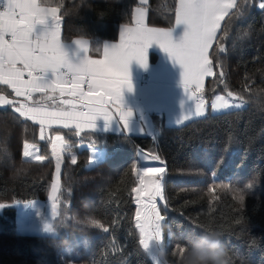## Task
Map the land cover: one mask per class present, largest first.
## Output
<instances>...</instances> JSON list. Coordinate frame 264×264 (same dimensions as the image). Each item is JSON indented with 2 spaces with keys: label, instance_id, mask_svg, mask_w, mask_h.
Instances as JSON below:
<instances>
[{
  "label": "trees",
  "instance_id": "1",
  "mask_svg": "<svg viewBox=\"0 0 264 264\" xmlns=\"http://www.w3.org/2000/svg\"><path fill=\"white\" fill-rule=\"evenodd\" d=\"M257 1L242 16L221 22L225 51L215 55L213 44L216 74L202 90L208 105L216 94L231 92L245 101L243 107L174 127L153 115L156 136L52 130L66 144L56 236L22 232L15 207L47 199L56 164L53 138L41 139L39 125L0 106V203L9 204L0 211V264H189L196 253L209 255L211 264H264V10ZM49 3L63 5L64 40L84 37L100 45L117 39L138 0ZM176 3L149 0L147 25L171 28ZM27 144L39 146L43 159L25 158ZM94 148L104 157L88 167ZM138 151L158 155L155 166L165 169L160 263L139 243L134 219L135 169L147 166L138 164ZM210 241H220L213 245L220 250L208 252Z\"/></svg>",
  "mask_w": 264,
  "mask_h": 264
},
{
  "label": "snow or ice",
  "instance_id": "2",
  "mask_svg": "<svg viewBox=\"0 0 264 264\" xmlns=\"http://www.w3.org/2000/svg\"><path fill=\"white\" fill-rule=\"evenodd\" d=\"M148 0H140V5ZM253 0H177L174 9L175 25H186L183 38L173 39L174 28H153L145 23L147 9L134 8L129 22L122 25L119 43L105 42L97 52L102 59L89 54H77L69 58L61 40L62 4L53 5L49 0H0V86L10 89L15 98L10 99L5 89H0V105L10 106L25 119L40 125L41 139L46 128L53 125L63 128L94 129L98 117H104L110 126L113 116L122 129H128L132 112L121 107L122 90L134 91L129 74L130 61H137L148 68V49L158 44L175 62L183 67V86L186 93L197 100L195 114L202 115L205 102L197 91L202 92L204 78L214 76L213 60L209 52L217 44V52L225 47L219 41L223 35L221 22L225 17H240L245 6ZM258 8L264 10V0ZM80 51H87L82 41ZM218 62V61H217ZM223 75V73H221ZM194 85L192 89L190 86ZM69 97L65 99L64 97ZM232 93H228L231 97ZM51 101V104L48 103ZM213 109L230 107L225 96H216ZM114 114L110 115V110ZM184 116L183 119H187ZM123 121V124L120 121ZM181 121L178 119L177 123ZM127 126V128L125 127ZM144 129H141V133ZM79 132H77V135ZM56 158L57 181L52 185V199H57L61 153L66 150L64 138L56 135L51 142ZM32 152L25 146L24 156ZM43 159V157H37ZM145 161H159L158 155L144 157ZM71 163H77L73 157ZM163 167L145 166L137 173L140 187L133 188L136 203L143 211L136 212V227L140 232L139 243L147 247V240L158 235L159 222L163 219L157 207V198L163 199ZM147 178V179H145ZM241 203L242 195L237 197ZM143 201V203H141ZM0 204V207H4ZM99 224V221H92Z\"/></svg>",
  "mask_w": 264,
  "mask_h": 264
},
{
  "label": "crops",
  "instance_id": "3",
  "mask_svg": "<svg viewBox=\"0 0 264 264\" xmlns=\"http://www.w3.org/2000/svg\"><path fill=\"white\" fill-rule=\"evenodd\" d=\"M149 1V0H148ZM148 4V2H147ZM147 4L140 5V0H138L137 6H142L147 9ZM135 6V7H137ZM134 7V8H135ZM134 10V9H133ZM133 12V11H132ZM60 14V13H59ZM147 20V13L145 17V23ZM147 25V23H146ZM148 27H151L147 25ZM122 27V26H121ZM119 28V32L120 29ZM156 28V27H153ZM174 28L173 39L179 42L187 30L186 25H174L171 27ZM169 29V28H164ZM119 32L118 37L115 40H104L100 45H91L89 38L79 37L72 40H64L63 37V21L61 22V40L64 45V50L68 54L69 58H74L77 54L84 56L89 54L93 59H102V55L97 51L102 50V45L105 42L109 43H119ZM82 41L87 44V51H80L81 45H78L77 42ZM148 68L145 69L137 61L133 60L129 63V74L134 85V91H128L127 88L122 90L121 95V107L126 111L132 112L131 122L128 129H122L119 122L116 121L119 114H114V109L110 110V115L114 114L113 122L110 126L107 125V121L104 117H98L96 120V127L94 129L84 128L82 131L76 129L75 127L63 128L61 126L53 125L51 128H46L45 138H53L56 135L62 134L57 133L53 134V129H70L76 130L78 132H92V133H125L129 135L136 136H156L158 133V128L156 122L153 120V115L164 123L166 126L179 125L177 120L179 119L184 123L189 121V119L197 118L198 115L195 114L197 100H190V103L187 102V97L190 94L186 93L183 86V67L175 63L168 53H166L158 44H153L148 49ZM145 73L148 76V79L145 83L141 82V74ZM207 77L204 78V82ZM203 82V85H204ZM192 89L195 88L194 85L190 86ZM10 90V89H9ZM10 99H19L15 98L14 94L7 93ZM68 99L69 97H64ZM51 104V101H48ZM5 107V105H0ZM184 116H187V119H183ZM31 121V120H30ZM33 122V121H32ZM35 123V122H34ZM123 124V121H120ZM37 124V123H36ZM39 125V124H37ZM40 127V125H39ZM127 128V126L125 125ZM144 129V132L141 133V129ZM41 134V131H40ZM28 150L32 152L31 159L39 160L37 157H40V148L32 144H27ZM62 154V153H61ZM30 159V158H29ZM62 164L61 170L59 173V184L61 183L62 175ZM57 181V173L55 170L53 182ZM22 231V230H21ZM23 232V231H22Z\"/></svg>",
  "mask_w": 264,
  "mask_h": 264
},
{
  "label": "rangeland",
  "instance_id": "4",
  "mask_svg": "<svg viewBox=\"0 0 264 264\" xmlns=\"http://www.w3.org/2000/svg\"><path fill=\"white\" fill-rule=\"evenodd\" d=\"M258 3L260 0L257 1ZM143 74V73H142ZM141 74V75H142ZM196 95L200 96L201 99L205 102V111L202 115H198V117H202L207 113H220V112H225L231 109H236V108H241L243 107L246 103L243 99L237 97L236 95L232 94L231 97H228V94H216L213 99L211 100L210 104L208 105L207 101L203 97L202 92L197 91ZM225 96L230 103V107L225 108V109H213L212 108V103L215 101L216 96ZM187 102L190 103V100H196L195 96L190 95L189 97L186 98ZM197 117V118H198ZM191 120V119H189ZM187 122V121H185ZM184 122V123H185ZM184 123H179V125H174V126H180ZM167 125V124H166ZM172 126V127H174ZM152 156L149 155L143 151H138L137 154V162L139 165H147V166H155L157 162L159 161H145L144 157ZM104 157V152L99 149H91L90 150V158L87 162V166H93L97 162H99L102 158ZM25 158H32L31 156H25ZM56 183V181L53 182V184ZM59 190H60V184H59ZM58 193H56L57 199L54 201L52 197V187L51 190L48 194L47 199L42 200V199H36V200H31V201H26V202H20L15 205L17 206L18 209V227L20 230H22L24 233L27 234H42V235H50V236H56L58 234V231L55 227V219L58 214ZM4 204V207H7L9 204L5 203H0ZM0 207V211L3 210ZM161 207V206H160ZM147 245L150 246L152 250H156L154 247V243L152 244L147 240ZM155 254V252H152ZM154 260V258L152 257Z\"/></svg>",
  "mask_w": 264,
  "mask_h": 264
},
{
  "label": "water",
  "instance_id": "5",
  "mask_svg": "<svg viewBox=\"0 0 264 264\" xmlns=\"http://www.w3.org/2000/svg\"><path fill=\"white\" fill-rule=\"evenodd\" d=\"M157 167H161V166H157ZM142 167H140V168H136L135 169V176H136V178H137V185H136V187H134V188H138V187H140V184H139V177H138V175H137V173L139 172V170L141 169ZM164 168V167H163ZM163 177H165V172H164V174H163ZM145 179H147V178H145ZM163 183H164V178H163V181H162V187H163ZM162 195H163V199H160L159 197L157 198V201H156V203H157V207L159 208V210H160V206H162L163 208L166 206V204H165V199H164V188H163V193H162ZM133 198H134V205H135V207H136V212L139 210V211H141V213H142V216H141V219H143V211H144V209L140 206V205H138L137 203H136V194L133 192ZM141 203H143V201L141 202ZM160 213H161V211H160ZM136 214V213H135ZM161 216H162V214H161ZM163 217V216H162ZM134 219H135V221H136V215H135V217H134ZM163 223H164V217H163V219L159 222V230H158V232H159V234L158 235H153V236H151V237H149L148 238V241L149 242H151L152 244L154 243L155 245H154V247H155V249L156 250H152L151 248H150V246L149 245H147V247H145L144 246V244H142V246H143V248L148 252V254H149V256L151 257V259H152V257L154 258V262H156V263H160L161 261H162V247H161V234H162V227H163ZM152 252H155V254L154 253H152Z\"/></svg>",
  "mask_w": 264,
  "mask_h": 264
},
{
  "label": "clouds",
  "instance_id": "6",
  "mask_svg": "<svg viewBox=\"0 0 264 264\" xmlns=\"http://www.w3.org/2000/svg\"><path fill=\"white\" fill-rule=\"evenodd\" d=\"M220 241H210L207 243L208 252H217L219 248H213V245H219ZM211 257L206 253H196L195 254V261H189V264H211Z\"/></svg>",
  "mask_w": 264,
  "mask_h": 264
},
{
  "label": "built area",
  "instance_id": "7",
  "mask_svg": "<svg viewBox=\"0 0 264 264\" xmlns=\"http://www.w3.org/2000/svg\"><path fill=\"white\" fill-rule=\"evenodd\" d=\"M147 79H148L147 74L143 73V74L141 75V82H142V83H145V82L147 81ZM196 102H197V101H196Z\"/></svg>",
  "mask_w": 264,
  "mask_h": 264
}]
</instances>
